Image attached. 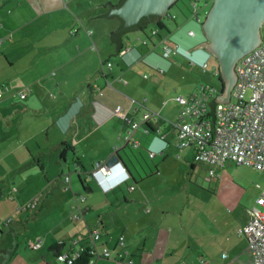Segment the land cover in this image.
I'll return each instance as SVG.
<instances>
[{
  "label": "crops",
  "instance_id": "0c3cea01",
  "mask_svg": "<svg viewBox=\"0 0 264 264\" xmlns=\"http://www.w3.org/2000/svg\"><path fill=\"white\" fill-rule=\"evenodd\" d=\"M121 1L0 0V38L10 37L0 46V264H63L54 250L63 244L62 254L97 248L96 264H254L239 230L257 202L246 200L240 185L222 183L210 197L175 208L165 193L132 184L162 175L158 163L173 152L188 154L176 147V99L200 85L183 94L172 71L184 63L141 53L143 37L135 32L124 55L111 57L119 21L100 17L111 13L104 5ZM195 35L173 40L188 51ZM122 111L134 121L159 114L134 132L139 149L125 145L130 129ZM116 153L124 163L105 189L91 173ZM37 199L35 210L26 208ZM95 230L101 235L93 241ZM38 238L44 244L33 250Z\"/></svg>",
  "mask_w": 264,
  "mask_h": 264
},
{
  "label": "built area",
  "instance_id": "2783aa9c",
  "mask_svg": "<svg viewBox=\"0 0 264 264\" xmlns=\"http://www.w3.org/2000/svg\"><path fill=\"white\" fill-rule=\"evenodd\" d=\"M199 8L196 4L197 19H199ZM190 35L194 36V32H190ZM3 42L4 39H0V46ZM170 52L171 50H168L165 56L168 57ZM124 53L123 51L121 55ZM206 67V63L202 64L203 69ZM236 72L238 79L232 90L231 100L228 105L217 104L215 122L205 114L208 109L207 102L216 95L217 89L202 87L197 94L189 97L180 96L176 99L182 106L181 120L176 126L178 131L176 145L179 150L194 148L196 150L194 161L207 166L210 177L216 176L214 168L223 167L226 162L252 167L264 173V24L261 27L260 45L240 60ZM120 116L130 127L124 139L125 145L131 144L134 148L141 146L133 138V134L142 123L134 122L126 111H122ZM152 116L158 117L159 114L148 113L144 116V121ZM151 156L153 157L154 154L151 153ZM91 176L105 188L113 176V168H109L106 164L98 165ZM68 182H70L69 176L65 177V183ZM81 200L85 201V197H81ZM37 206L38 199L30 202L26 208L35 210ZM11 222L12 218H9L5 224L9 225ZM239 234L248 238L253 263L264 264V189L257 200V206L251 211L247 225L239 230ZM100 235L99 230L90 233L93 241L99 239ZM43 244L44 240L38 238L31 243V248L39 250ZM120 244L124 245L123 238ZM90 250L92 255L97 252V248ZM103 256L110 258L111 252L104 249ZM76 257L74 254L73 256L61 254L58 260L63 264L66 262L71 264ZM89 264L96 262L91 259Z\"/></svg>",
  "mask_w": 264,
  "mask_h": 264
},
{
  "label": "water",
  "instance_id": "95a60500",
  "mask_svg": "<svg viewBox=\"0 0 264 264\" xmlns=\"http://www.w3.org/2000/svg\"><path fill=\"white\" fill-rule=\"evenodd\" d=\"M177 0H125L119 7L111 4V13L101 19L117 18L120 28L111 35V43L116 44V56L120 55V39L125 33L135 32L146 25L165 17ZM264 24V0H215L202 24L206 37L207 52L220 65L224 81V91L211 105L214 122L218 103L228 105L232 90L237 82L236 67L242 58L260 45L261 27ZM118 154L106 163L109 168L123 165Z\"/></svg>",
  "mask_w": 264,
  "mask_h": 264
},
{
  "label": "rangeland",
  "instance_id": "374dc122",
  "mask_svg": "<svg viewBox=\"0 0 264 264\" xmlns=\"http://www.w3.org/2000/svg\"><path fill=\"white\" fill-rule=\"evenodd\" d=\"M210 2L211 0L200 1L199 6L202 8L200 13V22H197L196 19L186 21L185 17L177 7H174L169 11L170 16L175 17V21L171 20L170 17L165 19L164 21L172 32V38H174L176 41L178 38L176 37V35H182L184 38H189L187 30L188 28L190 29L192 26H195L196 35L194 38L189 39V45H192L195 42V44L189 47L190 49H188V52L190 53H193L197 50L196 47H198L199 41L206 39L202 24L204 23L208 13L212 8ZM180 4L183 6L182 3ZM183 8L189 14L188 9L184 6ZM177 23L180 26L179 29ZM187 25L189 26L186 30L185 27ZM131 35H133L134 37L136 35L138 37L139 35H141L144 38V35L140 32H135ZM142 40L143 39L140 40L141 42L138 46L142 44ZM184 42L185 41L182 42V45ZM178 45H180V43H178ZM182 45L180 46L183 47ZM188 46L185 45L184 47ZM155 53L161 54L160 50H156ZM116 58H118V56L114 59ZM178 59H180V57ZM188 59L193 60L190 57H188ZM183 65L184 66L180 68L174 66L175 70L172 71H176L179 75L178 82L181 89H183V91L185 92L183 94L186 95L190 91L196 90L199 85H210L217 88L218 90L222 89L219 77L217 75V73L219 72L218 67L220 65L218 60L214 56H212L209 60V68L207 70L199 67L191 68L190 66H188V64ZM140 76L142 77V75ZM142 78L139 77V79ZM0 90L3 91L4 89L0 88ZM158 161L159 160H157L156 162ZM192 162L193 158L190 151H188V154H186L185 156L181 153L177 154L173 152V154L170 155V157H168L163 163H158L162 168V175H156L153 178H149L148 180H145L140 184H135L133 182L132 184L138 189L140 188L139 186L143 185L141 188L149 189V191H152L154 196L156 197L158 193H165V196L170 202H172V205L175 208L178 203L180 206H183L184 202L187 203L189 200H195L194 198L196 196L198 197L199 195H203L202 197H210V194H213L218 190L217 186L225 182L240 185L246 191V200L251 202L252 200H255L254 203L257 202L260 194L262 193V190L264 188V173L258 171L257 169L229 162L226 167L222 169V171H218L217 173L218 175L220 174L221 178H223L221 180L217 178H209L208 171L202 166L197 165L196 169L192 170ZM53 170L54 169L50 170L52 176L54 174ZM91 180L96 183L95 179L91 178ZM74 182H76L75 179Z\"/></svg>",
  "mask_w": 264,
  "mask_h": 264
},
{
  "label": "trees",
  "instance_id": "16d2710c",
  "mask_svg": "<svg viewBox=\"0 0 264 264\" xmlns=\"http://www.w3.org/2000/svg\"><path fill=\"white\" fill-rule=\"evenodd\" d=\"M124 1L125 0H122L116 6L115 5H112V6H114L115 8H117ZM200 1H197L196 2V0H177L174 3V5L172 6V8L177 7L181 11V13L183 14V16L185 17V20L186 21H188V20H194V19H196V21H197V18L195 17V9H196V4L199 5ZM180 3H182L183 6L188 9L189 14L184 10L183 6ZM210 3L212 5L213 4V0H211ZM107 4H109V3H107ZM201 10H202V8L200 7L199 8V11H198L199 12V17H200ZM108 14H109V10L106 12V14L101 15V17L102 16H105V15H108ZM169 17L171 18V20L175 21V17L170 16V14L168 13L165 17H161L158 21L152 22V23L146 25L145 27H143L142 29H140L138 31H135V32H141L144 35L143 42H142L143 45H142L141 53H144L146 51H149V52L152 51V53L155 56H157L160 59H165L167 61H174V60H177L180 57V59H178V60H182L181 63L183 62L184 64H188V66H190L191 68H195V67L202 68V64H205L206 63L207 64V67L204 70H207L209 68L208 62L211 59L212 55H210L204 47L199 48L200 45H198V47H196L197 50L194 51L193 53H190L187 50L181 49L180 46L178 45V43L173 40V38H172V32L169 29V27L166 25V23L164 22L165 19H167ZM114 19H117V18H114ZM117 20L119 21V26H118V28L115 31H113L110 34V39H111V35L114 32H116L120 28V26H121L120 20L119 19H117ZM197 22H200V20L197 21ZM177 26H178V29H179L180 26H179L178 23H177ZM190 32H194V31H190ZM190 32L188 34L189 36H191L190 35ZM128 34L129 33H125L121 37V39H120V42H121L120 55L127 48L126 41L128 40V37H127ZM194 35H195V32H194ZM0 39H4L3 44H5L6 41L10 39V37L8 35V36H4V37H2ZM205 43H207L206 42V39H205V41H204L203 44H205ZM113 45L115 46V49H116V44H113ZM156 50H160L161 54H156L155 53ZM168 50H171V52H170L169 56L167 57V56H165V54H166V52ZM178 50H179V52H178ZM196 53H200V54L202 53L203 55L206 56V58L204 60L203 59L197 60L195 58V56L197 55ZM188 57H190L193 60H189ZM197 63H199V64H197ZM218 71H217L218 72L217 75L219 77V81H220L221 86H222V89L221 90L220 89L218 90L217 88L212 87L210 85H201L199 87V89L197 90V92H200V90L202 89V87H207V86H209L211 88H215V89L218 90L217 93H216V95H214L213 97H211L208 100V102H207L208 109H207V113L205 114L206 117H209L210 115H212L213 112H212L211 105H213L216 102V96L222 94L223 93V90H224V81H223V78H222V75H221L220 66L218 67ZM161 73H164V71L161 70ZM144 78L145 79H148V76L145 75ZM123 82L125 83L126 81H123ZM126 84H127V82H126ZM197 92L191 94L190 96H192L194 94H197ZM179 106L181 107V110H182V106L181 105H179ZM216 108H217V105H216ZM216 108H215V114H216ZM148 113H157V112L150 111ZM180 114H181V112H180ZM209 118L214 119V117H209ZM152 119H156L157 120L158 117L152 116L147 121H144V117H143L140 121L139 120L138 121H134L133 120V121L134 122H137V123H140V124L142 123L143 126H147V128H149L150 121ZM129 129H130V127H129ZM177 135H178V131H177ZM177 141H178V136H177ZM126 146H128V147L131 146L133 148V146L132 145H129V144L126 145ZM140 147L141 146L137 147L136 149H139ZM176 147H177V145H176ZM187 150H190L193 153V162L191 163V169L192 170H194L196 168V165H199V166L204 167L207 171H209V168L207 166L201 165V164H199V163H197V162L194 161V155H195V152H196V150L194 148H190V149H187ZM62 157H64V156H62ZM125 165H126V163H125ZM218 169L219 168H214L215 173L217 172ZM155 170H156V172H158V166L157 165H155ZM127 171H129V174L131 176H133L131 170H129L128 167H127ZM156 172H152V176L155 175ZM217 175L218 174L216 173V176L215 177H210L209 174H208L209 178L221 179V176L220 175L217 176ZM149 177H150V175H147V177H145L143 180H146V178H149ZM132 178H135V177H132ZM133 181H136V180L134 179ZM137 182L138 181H136L135 183H137ZM7 226H9V225H7ZM121 238H123V237H121ZM123 240H124V238H123ZM63 246H64V244L63 245H59L58 247H56L54 249L55 252H56V254H57V258L62 254L61 252H59V247H63ZM73 254L76 255L77 257L72 261L71 264H89L90 260L94 258V255H92L90 248L84 250L82 253H79L78 252V254L72 253V254H68V255H72L73 256ZM64 264H70V263L69 262H66Z\"/></svg>",
  "mask_w": 264,
  "mask_h": 264
},
{
  "label": "flooded vegetation",
  "instance_id": "af4514ba",
  "mask_svg": "<svg viewBox=\"0 0 264 264\" xmlns=\"http://www.w3.org/2000/svg\"><path fill=\"white\" fill-rule=\"evenodd\" d=\"M214 1H215V0H213V3H214ZM212 5H213V4H212ZM197 20H200V17H199V19H197Z\"/></svg>",
  "mask_w": 264,
  "mask_h": 264
}]
</instances>
